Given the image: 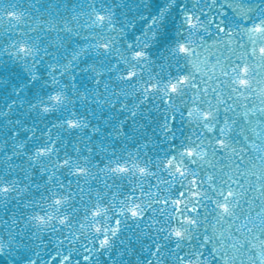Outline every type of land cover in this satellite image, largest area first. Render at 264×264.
Masks as SVG:
<instances>
[{
  "label": "water",
  "instance_id": "95a60500",
  "mask_svg": "<svg viewBox=\"0 0 264 264\" xmlns=\"http://www.w3.org/2000/svg\"><path fill=\"white\" fill-rule=\"evenodd\" d=\"M169 2L0 0V186H10L7 192L0 190V244L4 246L0 264H30L31 261L53 264L52 256L69 250L74 259L80 257L84 247H91L90 242L95 239L88 217L98 199L102 198V202L115 210L113 194L118 201L135 191L140 199L148 200L149 197L139 196L142 188L151 198L161 199L167 198L170 192L178 194L179 190L190 187L178 177L173 181L163 162L167 157L178 155L190 144L193 133L199 135L202 129L195 128L187 118L181 120L177 113L173 132L165 134L161 122L167 105L161 94L146 93L142 88L153 74L159 73L168 79L169 73L175 76L193 71L190 59L169 55L175 42L184 35L183 14L193 0H176L166 18L153 24V17H158L160 9ZM245 2L258 4L257 11L264 8V0ZM109 10L114 11L116 24L110 32L106 24L101 26L94 21L96 11ZM252 19H256L255 13ZM153 31L158 33L155 38L151 37ZM105 38L112 40L111 50L98 51L96 46ZM241 39L243 47L238 44L233 56L247 53L246 59H255L250 53L251 42ZM21 44L37 51L25 55L20 50ZM145 44L150 45L145 49L149 57L139 63L133 61L131 54ZM210 44L205 37V45ZM197 48L204 58L206 54L199 40ZM206 58L214 61L215 49L209 47ZM133 67L137 75L131 80L116 78L117 73ZM261 89H264V68H256L245 95L233 94V99L228 101L230 110L224 111L221 106L218 114L221 124L225 119L230 122L229 140L236 150L229 154L230 159H221L228 165L224 172L239 181L232 184L240 194L234 215L216 224L219 217L213 211V204L205 201L206 207L199 212V227L192 226V238L183 241L177 255L194 254L198 250L210 264H224L225 253L232 257L231 264H264L261 257L264 252V93ZM55 91L64 92L67 99L45 113L42 106L54 103L50 97ZM193 91L188 88L184 95L174 97V107L185 109L191 105ZM73 114L86 119L89 126L75 130L65 127L64 121ZM48 130L53 138L58 137L61 157L65 152L76 159L89 157L87 178L63 167L55 168L50 182L51 173L41 168H54L53 158L39 162L30 159L37 146L45 142L44 134ZM116 161L128 162L129 173L106 174ZM135 163L149 165L153 174L139 175L132 169ZM185 163L206 180L210 170L207 165L192 163L187 158ZM224 172H217L218 185L222 176L227 179ZM201 187L215 196L207 183ZM56 195L67 199L59 206L50 207ZM189 200L194 202V198ZM191 206L186 204L184 215L196 218V213L188 211ZM166 211L176 219L171 207ZM50 213L52 218L46 224L35 219L41 214L47 218ZM101 219L103 222L105 218ZM126 223L130 226L116 240L112 254L115 257L131 241L136 252L132 256L126 252L123 258L117 259V264L123 261L141 264L151 255L146 246L157 237L143 236L135 222ZM214 228L224 232V251L213 250L221 243L215 237L211 242L204 241V235L213 234ZM121 239L125 244L120 243ZM175 243L172 240L166 246L176 251ZM204 243L207 246L201 248ZM98 259L99 264H110L103 253ZM80 264L88 262L81 259Z\"/></svg>",
  "mask_w": 264,
  "mask_h": 264
},
{
  "label": "snow or ice",
  "instance_id": "6c2138e0",
  "mask_svg": "<svg viewBox=\"0 0 264 264\" xmlns=\"http://www.w3.org/2000/svg\"><path fill=\"white\" fill-rule=\"evenodd\" d=\"M175 5L176 0H170L169 4L160 9L159 16L153 17L152 23L156 24L158 20L163 21L166 18V13ZM181 7L187 6L181 5ZM257 8H259L258 4L246 3L245 0H193L189 10L183 14L182 22L185 27L181 31L184 35L175 42L169 51V55L173 58L190 59L193 71L177 73L175 76L169 73L168 79H163L159 73L153 74L149 77L146 86L142 85L146 93L161 94V98L167 105L166 114L161 122L165 134L173 132L177 113L181 120L187 118L195 128L202 129L199 135L193 133L190 144L178 155L167 157L163 162L173 181L178 177L181 181L186 180L190 187L179 190L178 194L170 192L167 198L161 199L151 198L150 193L144 192L142 188L139 196L149 197L148 200L140 199L135 191L118 201L116 195L113 194L115 210L110 208L107 203L102 202V198L98 199L90 209L88 217L91 221V230L96 234L95 239L90 242L92 246H85L81 256L75 259L71 250L57 252L51 257L53 264H80L81 259L87 261L88 264H99L100 253L109 258L110 264H117V259L123 258L126 252L132 256L136 249L132 246L131 241L128 242L126 248L117 251L115 257L112 254L116 240L121 236L124 228L130 226L126 223L127 221L135 222L143 236L155 235L157 237L146 246L151 255L145 257L141 264H210L207 258L202 259L203 253L198 250L194 254L180 253L179 255H177V251L185 239L192 238V226L199 227V212L202 207H206L205 201H211L213 204V211L219 217L216 224L228 216H233L239 203L240 194L232 187V184H238L239 181L234 180L228 172H224L228 165L221 162L222 158L230 159L229 154L236 151L229 140L231 124L227 119L221 124L218 114L221 106L224 111H229L228 101L233 99V94L244 96L246 90L252 85L254 70L264 68V8H260L259 11L256 10ZM253 13H255L256 19H252ZM114 15V11L111 10L96 11L94 21L101 26L106 24L107 30L110 32L116 28V24L113 22ZM233 16L239 17L240 20L233 19ZM157 35L156 31L151 32L152 38ZM205 37L211 41L210 45H205ZM241 38L251 42L250 53L251 57L255 59H246L247 53L245 56H233L238 44L241 48L243 47L244 40ZM197 40L200 41L206 54L204 58L199 55ZM112 46V40L105 38L96 47L98 51L107 52L111 50ZM149 46L145 44L143 48L134 51L131 54L132 60L139 63L149 57L150 54L145 50ZM209 47L215 49L216 59L214 61L206 58ZM20 50L25 55L34 54L37 51L36 48L28 44H21ZM136 75V69L133 67L126 72L117 73L116 78L131 80ZM96 83L99 84L100 81L97 80ZM188 88L194 90L192 92L193 103L186 106L185 109H176L174 97L184 95V90ZM261 92L264 93V89H261ZM204 97L208 98L207 102L204 101ZM50 99L54 102L53 104L42 106L45 113L54 110L55 105L62 104L67 96L62 91H55ZM64 126L75 130L86 128L89 124L86 119L73 114V117L64 121ZM141 126L143 127V125ZM218 126L219 130H217ZM44 135L46 136L45 142L37 146L30 159L39 162L53 158L54 168H41V171L51 173L48 176L50 182L55 176V168L67 167L72 170L74 175L84 178L90 175L89 157H82V160L76 159L66 152L61 157L60 148L57 147L58 137L53 138L51 130H48ZM171 138L174 139V135ZM76 151L79 153L80 148L78 147ZM88 151L91 152L92 149L89 148ZM185 158L191 160L192 163L209 167L206 180L186 165ZM132 169L141 176L153 174L147 164L135 163L132 165ZM129 171L128 162L116 161L106 174L123 175ZM217 172H224V176L227 177L224 179L222 176L219 185L216 183ZM160 183H164V181H160ZM204 183H207L215 192V196L201 187ZM0 190L7 192L10 190V186L2 185ZM97 196L99 197L100 194L97 193ZM189 197L194 198V202L189 200ZM66 199V196L56 195L50 207L59 206ZM187 203H191L192 206L188 211L196 213V218L192 215H184ZM117 204L118 206H116ZM169 207L176 213L175 220L166 211ZM149 210L151 215H149ZM51 218V213L47 218L43 214L35 217L40 224H46L47 220ZM101 218H105L103 222ZM108 220L111 222L109 223ZM214 237L221 243L216 244L213 250L224 251L223 230L218 231L214 228L213 234L204 235V241L211 242ZM172 240L176 241V251L166 246L167 242ZM120 243L123 245L125 241L121 239ZM206 246L207 243L200 245L201 248ZM3 250L4 246L0 244V251ZM261 257L264 259V252H261ZM137 259L139 260L140 257L137 256ZM231 261L232 257L225 253L224 264H231ZM30 264H36V262L31 261ZM123 264H128V261H123Z\"/></svg>",
  "mask_w": 264,
  "mask_h": 264
}]
</instances>
